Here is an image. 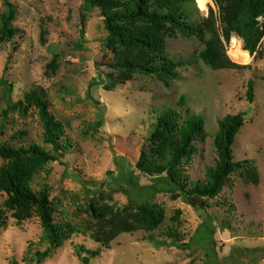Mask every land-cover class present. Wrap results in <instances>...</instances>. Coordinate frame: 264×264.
Masks as SVG:
<instances>
[{"label": "rangeland", "instance_id": "obj_1", "mask_svg": "<svg viewBox=\"0 0 264 264\" xmlns=\"http://www.w3.org/2000/svg\"><path fill=\"white\" fill-rule=\"evenodd\" d=\"M12 3L18 11L17 34L11 43L0 46V146L38 144L51 149L44 143L37 110L23 116L11 109L27 92L40 90L51 114L63 125L62 141L69 145L64 157L50 163L32 184L36 192L53 188L58 223L81 226L88 219L89 191L105 192L125 184L129 168L149 148L154 112L165 105L178 108L183 95L191 113L205 118L207 131L206 141L196 142L193 160L185 166L190 180L203 181L208 168L215 166L219 121L242 112L246 121L233 147L234 159L250 161L260 176V183L254 185L234 175L205 212L182 199L158 195L155 201L166 210V226L154 243L150 234L140 231L119 236L106 249L89 236L74 234L45 264H82L77 257L80 246L100 252L91 264H264V59L257 60L256 52L254 58L249 55L250 63L238 64L236 54L246 53L242 40L221 32L228 57L240 69L214 71L199 60L198 39L178 36L167 41L168 56L181 63L169 86L155 77L136 75L108 91L106 65L114 55L104 48L107 33L98 9L85 12V0ZM4 9L0 0V15ZM212 10L218 13L214 1ZM209 14L204 16L196 2L195 19ZM259 48L264 53V40ZM55 55L60 56L59 69L48 75L47 66ZM250 81L255 88L252 104L247 99ZM101 121L102 127L96 129ZM20 133H25L22 139ZM141 182L151 183L144 176ZM5 200L0 191V207ZM128 202L123 194L114 196L119 206ZM177 212L179 221L173 222ZM169 228L180 236L178 245L168 237ZM43 235L38 217L18 226L8 214L6 228L0 229V264H23L25 257L44 251Z\"/></svg>", "mask_w": 264, "mask_h": 264}, {"label": "trees", "instance_id": "obj_2", "mask_svg": "<svg viewBox=\"0 0 264 264\" xmlns=\"http://www.w3.org/2000/svg\"><path fill=\"white\" fill-rule=\"evenodd\" d=\"M2 1L5 9L0 15V46L14 40L17 34L14 23L18 18L12 0ZM213 1L218 13L210 11ZM213 1L85 0V12L98 9L104 18L107 33L104 48L114 55L112 62L106 65L110 70L106 89L112 91L136 75L155 77L169 86L177 78L181 63L168 56L167 41L178 36L198 39L202 45L198 58L214 71L240 69L228 57L221 32L241 39L243 50L248 51L251 57L254 58L257 52L256 59H264L259 48L264 40V0ZM196 2L204 16L210 12L208 17L195 19ZM82 25L84 27L85 19ZM82 35H85L84 29ZM59 60L60 56L53 57L47 66L48 75L50 72L56 74ZM247 99L251 104L255 102L253 81L249 82ZM177 105L178 108L165 105L154 112L155 123L147 139L149 148L129 168L125 184L105 192L89 191L90 200L85 210L88 219L81 226L56 221L52 187L45 186L39 192L32 187L35 178L50 163L60 161L67 152L69 145L62 141L63 125L51 114L50 104L40 90L27 92L23 101L12 105L11 109L20 111L23 116L33 108L37 110L44 128V143L51 147L48 150L38 144L0 146V159L3 160L0 191L6 195L0 207V229L6 228L8 214L18 226L36 216L43 229L42 242L47 244L44 251L25 257L23 264H45L74 234L89 236L106 249H111L112 242L119 236L140 231L150 234L154 243L155 235L166 226V210L155 201L158 195H170L174 201L182 199L195 210L205 212L208 202L222 193L234 175L239 174L247 183H260L257 168L248 160L235 162L233 155L236 138L245 125V112L227 115L219 121L214 139L215 166L208 168L203 181L190 180L185 166L193 160L196 142L204 143L207 139L206 120L191 113L186 95ZM102 125L101 121L96 129ZM23 136L25 133H20L19 139ZM142 176L150 179L151 183L142 184ZM119 193L129 199L123 206L114 203V196ZM180 214L177 212L172 221L178 222ZM168 231V237L178 245V233L171 228ZM159 243V246H167ZM98 256L100 252L85 246H80L77 252L82 264H91V260Z\"/></svg>", "mask_w": 264, "mask_h": 264}, {"label": "bare ground", "instance_id": "obj_3", "mask_svg": "<svg viewBox=\"0 0 264 264\" xmlns=\"http://www.w3.org/2000/svg\"><path fill=\"white\" fill-rule=\"evenodd\" d=\"M243 52H246V53H243L241 55L236 54V57H235L236 62L238 64H248V63H250V61H251L250 53L248 51H243Z\"/></svg>", "mask_w": 264, "mask_h": 264}]
</instances>
